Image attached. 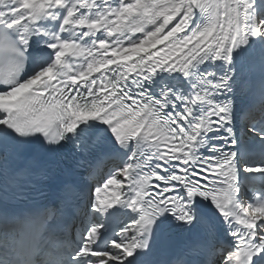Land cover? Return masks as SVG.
<instances>
[{
	"label": "snow or ice",
	"instance_id": "6c2138e0",
	"mask_svg": "<svg viewBox=\"0 0 264 264\" xmlns=\"http://www.w3.org/2000/svg\"><path fill=\"white\" fill-rule=\"evenodd\" d=\"M260 7L257 18L254 0H119L116 6L111 0H99V6L98 0H0V264H154V238L170 221L197 235L165 264H264V190L253 191L250 201L240 199L237 153L198 152L216 130L230 144L241 142L233 127L237 115L241 137L254 134L264 147V56L259 79L253 78L255 67L247 77L237 75L233 57L250 40L264 46ZM61 9L58 29L47 30L42 20H55ZM194 9L207 19L188 31ZM33 37L50 41L53 58L20 80ZM86 37L91 39L84 42ZM209 60L223 62L220 74L207 68L194 73L187 95L169 85L156 98L145 87L158 72L189 76ZM214 93L223 95L210 98ZM234 97L246 103L234 109ZM176 101L182 111L165 110ZM89 121L106 126L116 145L137 142L122 167L102 184L92 182L90 212L75 203L82 195L78 184L63 185L57 203L35 211L6 206L8 189H16L11 199L20 201L21 185L45 180L51 170L50 162L27 152L30 140L70 147L90 182V158L106 138L91 133ZM245 171L264 173V165ZM200 198L210 200L232 240L199 213ZM117 205L136 216L109 239L92 217ZM78 216L91 226L74 233Z\"/></svg>",
	"mask_w": 264,
	"mask_h": 264
},
{
	"label": "bare ground",
	"instance_id": "6f19581e",
	"mask_svg": "<svg viewBox=\"0 0 264 264\" xmlns=\"http://www.w3.org/2000/svg\"><path fill=\"white\" fill-rule=\"evenodd\" d=\"M258 1L259 0H254V13H255V15L258 12H260V10H262L261 7L257 4ZM98 6H99V1H98ZM95 11H97V9L91 10L89 12V15H93L95 13ZM63 14H64V10L61 9L60 15H58L55 20H53L51 18H45L44 20H42V24L44 25V27L47 30L55 31L59 27V23H60V20L62 19ZM194 21H195V11H193L192 19L190 21L188 30L193 26ZM67 35H68V33L62 34V36H64V37H66ZM77 35H79V34H77ZM103 36H104V33H102V32H99L96 34L97 38H103ZM90 39L91 38L86 37V38H84V42H88ZM48 42H50V41H48L47 38L41 39L40 37H33L30 40V45L32 44V45H35L39 49H43L44 53L46 54L45 59H43V62L38 65L39 68L46 66L48 63L51 62V60L53 58V56H52L53 50L47 47ZM260 54H264V46H262L260 44L259 39L250 40L247 45H244V46H241L240 48L235 49L233 52V57L235 60V65H236V74L240 75L242 78L247 77L249 74L248 70L257 65L258 57ZM45 60H48V61L46 62ZM77 63H79V61H77ZM202 65L203 64H196L193 68H191L189 70V72L190 73H192V72L196 73L197 69H200L202 67ZM187 77L188 76H184V74H182L180 79H182V81L185 82V79H187ZM239 101L242 103V105H243V103H246V101H242L240 98H239ZM243 135L245 138L243 140V143L245 144L246 147L247 146L249 147V144L255 139V135L249 134L246 132H244ZM248 156L251 157L250 155H248Z\"/></svg>",
	"mask_w": 264,
	"mask_h": 264
},
{
	"label": "rangeland",
	"instance_id": "374dc122",
	"mask_svg": "<svg viewBox=\"0 0 264 264\" xmlns=\"http://www.w3.org/2000/svg\"><path fill=\"white\" fill-rule=\"evenodd\" d=\"M111 2H112L113 6H116L118 4L119 0H111ZM257 18H261V11L257 13ZM138 35L140 36L141 34H135L132 38H134V37L138 38L139 37Z\"/></svg>",
	"mask_w": 264,
	"mask_h": 264
}]
</instances>
